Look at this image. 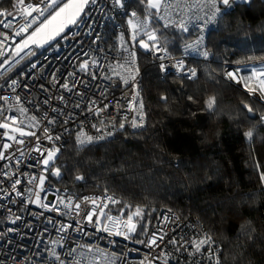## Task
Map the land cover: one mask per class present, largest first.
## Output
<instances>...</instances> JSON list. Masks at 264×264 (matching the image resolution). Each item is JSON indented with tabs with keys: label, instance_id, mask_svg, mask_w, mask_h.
<instances>
[{
	"label": "built area",
	"instance_id": "1",
	"mask_svg": "<svg viewBox=\"0 0 264 264\" xmlns=\"http://www.w3.org/2000/svg\"><path fill=\"white\" fill-rule=\"evenodd\" d=\"M127 1L123 0L122 8L114 0L89 2L77 17V23L57 38L46 43L30 42L24 47L23 41L53 11L48 8L44 16L33 13L38 17L37 22L27 32L16 35L31 20L21 14L24 6L30 3L45 8L51 0H25V5H18V0H0V12L4 13L0 15V97H7L0 100V123L9 125V128H0V152L5 157L0 159V264H216L211 256V244H204L196 251L195 243L208 237L202 228L175 212L162 210L156 216H149L142 228L134 223L136 230L128 233L124 226L127 219L112 213L117 200L110 194L83 192L82 189L70 192L49 183L50 164L43 163L48 150L59 149L58 157L69 141L78 146L98 144L109 140L118 124L132 126L135 122L139 127L144 123L136 49L125 39L121 26L116 27L118 37L114 48L102 44L107 24L125 14ZM67 2L59 0L61 6ZM218 7L221 12L216 21L203 32L199 27L202 21L194 18L189 21V17L204 16L208 9H189L181 2L180 7L171 10L167 17L171 25L178 26L183 18L194 36L178 55L171 54L157 41H148L144 33L145 40L156 46L149 49L150 59L159 70L161 64L166 66V71L160 70L162 76L190 82L198 78L191 63L209 59V54L203 55L207 52L206 38L230 8L219 3ZM143 20L132 19L133 23ZM152 20L148 31L152 30L153 22L165 23L156 17ZM9 23V27L4 26ZM125 29L134 35L132 25L128 24ZM82 64H87V69L81 70ZM241 65L229 64L224 71L225 78L237 86H242ZM192 69L195 77H191ZM229 73H235L236 79ZM124 79L128 80L127 84ZM12 80H16L18 86H11ZM63 84H67L68 89ZM251 94L260 98L256 97L257 93ZM20 108L27 111L21 113ZM33 116L35 121L31 119ZM10 117H15V122ZM49 120L55 122L49 123ZM13 128H23L35 135L20 136ZM44 128L48 129L47 135L53 137L51 141ZM78 135L81 139L87 136L94 139L81 145L76 139ZM8 136H15L24 143H16ZM57 136L60 139H55ZM100 136L104 139H95ZM5 144L10 147L5 149ZM41 176L44 177L43 190ZM16 180L20 183L13 191ZM17 191L21 194L17 195ZM36 193H39V201ZM105 228L108 231H104ZM116 232L127 233V238ZM153 237L155 243L150 245ZM53 251L59 260L51 255Z\"/></svg>",
	"mask_w": 264,
	"mask_h": 264
},
{
	"label": "trees",
	"instance_id": "2",
	"mask_svg": "<svg viewBox=\"0 0 264 264\" xmlns=\"http://www.w3.org/2000/svg\"><path fill=\"white\" fill-rule=\"evenodd\" d=\"M125 6V14L107 24L102 44L114 48L121 26L136 49L144 123L118 124L98 144L69 141L50 163L49 183L70 192L108 193L117 200L112 213L123 219L139 207L142 213L132 221L139 228L149 216L170 210L202 228L220 264H264V103L224 76L229 64L264 65V0H232L206 38L209 59L191 63L198 72L191 82L162 76L149 49L140 47V40L149 43L145 32L133 39L125 29L133 12L154 21L147 0ZM151 29L173 55L194 38L176 25L153 22ZM250 130L251 138L245 135ZM57 168L59 176L53 175Z\"/></svg>",
	"mask_w": 264,
	"mask_h": 264
},
{
	"label": "snow or ice",
	"instance_id": "3",
	"mask_svg": "<svg viewBox=\"0 0 264 264\" xmlns=\"http://www.w3.org/2000/svg\"><path fill=\"white\" fill-rule=\"evenodd\" d=\"M95 3V0H68L67 3H64L62 6L59 3V0H51V3L48 5V7L45 8H40L39 6H34L33 4H27L26 6H24L23 11H22V15L25 17V19L27 20L28 17H31V20H29L26 25L20 29V31H18L16 33V35H20L22 32H27L28 29L30 27H32L33 24H35L37 22L38 17L33 16V13H38L39 16H44V13L46 11H48V8H52L53 11L49 13L48 17H45L44 20L40 21L39 26L36 27V29L31 33V35L28 36V38L26 40L23 41V45L24 47H27L28 44L31 43H40V41L37 39L38 36H40L41 33H43L46 29H48L50 26L52 25H56L54 31L52 32V34H50L48 36L47 39H54L56 35H58L60 32H62L64 30V28L69 25V24H75L77 23V17L80 15V13L83 11L84 7L89 3ZM116 5H119L121 8L124 7V3L123 0H114ZM181 2H183L187 8L192 9V8H197L200 11H203L204 9H208V12H205L204 16H199V15H195L194 17H189V21H191L193 18L196 20H201L202 23L199 25L200 30L203 32L207 26L211 23H214L217 19V16L220 14L221 9L220 7H218V3L222 4L224 6L227 7H231L232 6V0H193L192 3H188V0H175V2H173V0H147V7L150 10H154V14L155 17L157 19L160 20H164V26L168 27L172 24L171 19H168L167 17L170 16V12L173 8H177L181 6ZM244 2H248V0H244ZM18 5H25V0H18ZM4 13L0 12V15H3ZM9 15H11V13H9ZM133 17H136L137 14L135 12H133L131 14ZM206 17V18H205ZM152 17L148 16L145 17V19L143 21H139L138 23H133L132 20H129V24L132 25L133 29H134V35H133V39H135L136 33L138 31L143 30L145 32V35L148 38V41H156L157 40V34H156V30L152 29L151 31H148L149 27H150V22H151ZM5 27H9V24H5ZM178 27L182 30L187 32L188 31V27H187V23L184 21V19L182 18L180 23L178 24ZM44 43L47 42V40L43 41ZM140 47L145 48V49H151L152 47H156L155 44L150 45L149 43H146L144 40H140ZM197 44L200 43V40H197L196 42ZM195 45H189V47H194ZM157 50H161L159 48H157ZM133 56L135 55L134 53L132 54ZM203 55L207 56L208 53L204 52ZM163 57H161L162 59ZM35 66V65H33ZM179 67H183L182 62H179L178 64ZM88 65L87 64H82L81 65V70H85L87 69ZM120 67H123V65H120ZM160 70L161 71H166V66L164 64L160 65ZM231 78L236 79V74L235 73H229L228 74ZM196 76V72L194 69L191 70V77H195ZM253 76H256L258 79L259 77H264V71L260 72L259 74H257L255 72V70H253ZM95 78V77H93ZM123 79V78H122ZM124 83L127 84L128 80L124 79ZM259 84L260 87L259 89H254V88H249V92L250 93H255L257 90H259L262 94H264V79H259ZM11 86H18V82L16 80H12L11 82ZM65 89H68V85L67 84H63L62 85ZM247 87V84L245 85ZM14 90V87H13ZM61 100H63V97H60ZM0 100H7V97H0ZM16 101L17 103H19L20 101V97L17 96L16 97ZM45 103H47V101H45ZM215 104V97H210L209 100L207 101V107L209 109L213 108ZM141 108L143 107L142 103H141ZM245 107L248 108L249 112H252L253 109L247 105H245ZM21 113L26 112L27 110L24 108H20L19 109ZM55 111V109H53ZM9 119H12L13 122H15V117H10ZM33 121L36 120V117H32L31 118ZM141 119H143V117L141 116ZM261 120H264V116L261 117ZM54 120H49V123H54ZM38 123V122H37ZM133 127H137L138 125L133 122ZM121 128L124 127L123 124L120 125ZM0 128H9V125L7 123H0ZM13 132H19L20 136H25V135H35V133L33 132H25L23 128H13L12 129ZM47 139H49L50 141L53 139L52 136L47 135L48 133V129L44 128L43 129ZM5 135H7V133H5ZM109 135H111V133H109ZM247 137L251 138L253 135V132L250 130L245 134ZM8 139L11 140H15L16 143L22 144L24 143L23 140H16L15 136H8ZM55 139H60L59 136L55 137ZM77 142L80 143L81 145L85 144V143H91L93 141V137L91 136H87L86 139H81V137L78 135L76 137ZM95 139H104L103 136L100 137H96ZM10 145L5 144L4 148L7 149L9 148ZM39 150V148L37 149ZM59 152V149L57 148H53L48 150L47 152V157L44 159L43 163L44 165H49L50 162L54 161V159L56 158V154ZM4 154L2 152H0V159H4ZM53 175L59 176L60 175V170L57 168L55 169V171L53 172ZM35 178H33L34 180ZM40 183H41V190L42 189V185H43V181H44V177L41 176L40 178ZM76 179L80 180L83 179V177L77 176ZM261 179L264 180V173L261 174ZM30 182H32L30 180ZM20 181L16 180L13 185H12V190L15 191L16 190V185L19 184ZM17 195H20L21 193L17 191L16 193ZM37 196V201H39V193H36ZM109 200H111L112 198L109 197ZM92 203L95 204V201L93 200ZM42 207L44 208H48V205L46 204H41ZM65 207H68V205L66 204ZM80 206L79 204L76 205V208L78 209ZM53 210H55V207L53 206ZM142 213V210L137 207V209L135 210V212L131 215L128 216L127 221L124 222V226L127 228V232L131 233L134 232L136 230V225L134 223H132L133 221V216H140ZM103 214V213H101ZM91 215L88 216V219L91 221ZM109 220H112V217H108ZM104 231H108L107 228L104 229ZM125 235V238H127V233H121V232H116V235ZM155 243V238L153 237L152 239H150L149 244H153ZM211 243V238L210 237H206L205 239L200 240L199 242L195 243V248L196 251L199 252L201 250V246L204 244H210ZM73 251H75L73 249ZM89 251H91V249H89ZM51 255L56 259L59 260L60 257L56 254L55 251H53L51 253ZM61 264H63V262H61ZM77 264H79V262H77ZM216 264H220V260L219 257H216Z\"/></svg>",
	"mask_w": 264,
	"mask_h": 264
},
{
	"label": "rangeland",
	"instance_id": "4",
	"mask_svg": "<svg viewBox=\"0 0 264 264\" xmlns=\"http://www.w3.org/2000/svg\"><path fill=\"white\" fill-rule=\"evenodd\" d=\"M235 1L236 2H244V0H235ZM262 66H263V64H259L258 62H254V64H252V65H248V64H242L241 65V67H240L241 82H242V87L246 91L249 92V90H248L249 88L259 89V87H260L259 79H264V77H259V79H258L256 76H253V70H255V72L257 74H259L260 72L264 71V69H261ZM246 84H247V87L245 86ZM255 93H257L256 97L258 95L260 96V98H257V100L263 101V103H264V100L262 98L263 94L259 90H257Z\"/></svg>",
	"mask_w": 264,
	"mask_h": 264
},
{
	"label": "crops",
	"instance_id": "5",
	"mask_svg": "<svg viewBox=\"0 0 264 264\" xmlns=\"http://www.w3.org/2000/svg\"><path fill=\"white\" fill-rule=\"evenodd\" d=\"M77 19V18H76ZM72 24H69V25H67L65 28H64V30L62 31V32H60L58 35H56L55 36V38H57L60 34H62L69 26H71ZM55 26L56 25H52V26H50L48 29H46L43 33H41L40 34V36H38L37 37V39L40 41V42H42L43 43V41L44 40H47V38H48V36L50 35V34H52V32L54 31V29H55ZM54 38V39H55ZM53 39H48L47 40V42L49 41H52ZM261 69H264V65L261 67ZM262 98H263V100H264V94H263V96H262Z\"/></svg>",
	"mask_w": 264,
	"mask_h": 264
},
{
	"label": "water",
	"instance_id": "6",
	"mask_svg": "<svg viewBox=\"0 0 264 264\" xmlns=\"http://www.w3.org/2000/svg\"><path fill=\"white\" fill-rule=\"evenodd\" d=\"M243 108L247 111L248 116H249L250 118H254V114H253V112H249V111H248V108L245 107V106H243Z\"/></svg>",
	"mask_w": 264,
	"mask_h": 264
}]
</instances>
